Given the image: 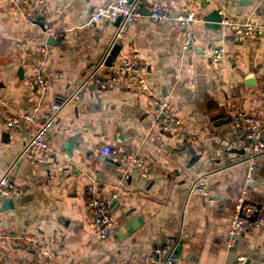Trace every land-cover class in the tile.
<instances>
[{"label": "crops", "instance_id": "obj_1", "mask_svg": "<svg viewBox=\"0 0 264 264\" xmlns=\"http://www.w3.org/2000/svg\"><path fill=\"white\" fill-rule=\"evenodd\" d=\"M45 1L48 13L30 20L27 3L0 0V178L10 170L21 190L0 200V264H146L170 236L180 238L181 264H237L241 256L244 264H264V228L228 246L247 163L232 121H221L243 111L264 127V35L235 41L207 21L219 10L222 18L264 27V0H142L144 13L155 2L173 16L194 11L200 21L191 24V48H183L181 23L155 24L143 14L127 28L115 62L140 61L146 89L127 75L113 90L87 81L56 122L52 162L23 153L36 123L8 121L26 113L41 118L52 104L63 103L99 65L116 24L93 20L114 0ZM219 46L226 53L214 67L207 52ZM38 72L47 75L45 90L33 83ZM158 99L178 113V130H161ZM104 145L136 151L149 172L112 163L101 153ZM203 176L208 195L193 189ZM89 187L102 199L119 194L112 214L119 234L99 238L86 210ZM249 198L264 217V154ZM14 235L43 240L47 254L34 243L15 248Z\"/></svg>", "mask_w": 264, "mask_h": 264}, {"label": "built area", "instance_id": "obj_2", "mask_svg": "<svg viewBox=\"0 0 264 264\" xmlns=\"http://www.w3.org/2000/svg\"><path fill=\"white\" fill-rule=\"evenodd\" d=\"M14 2L28 4L25 16L30 20L43 17L48 13L45 0H14ZM141 3L142 0H114L104 6H100L93 15V20L95 22L106 20L114 23L116 24V30L99 65L63 103L52 104L41 118H37L32 113H26L14 116L8 121L9 126L21 123L24 120L37 125V130L25 144L23 153H39L47 157L50 162L55 160L52 155L50 136L65 105L73 98H80V90L87 81L91 80L96 87L113 90L121 83V76L127 75L136 77L142 89H146L147 86L142 77L144 67L140 61L124 58L120 63H108V58L114 46L120 43L127 28L143 16ZM149 17L155 24H163L169 20L181 23L185 28L183 48L184 50L191 48L194 41L191 24L200 21L194 11L190 10L173 16L163 3L155 2L150 8ZM221 27L235 41L244 38H259L264 35V27L252 21L242 22L223 17ZM41 49L45 52L44 48ZM225 53L223 46L208 50L207 54L211 65L214 67L221 66ZM33 83L42 90H45L49 85L47 75L44 72H38L34 76ZM156 107L158 110V123L164 133H171L180 128L182 120L169 101L158 99L156 100ZM232 123L242 143L247 172L245 186L234 204L228 231V246L230 247L237 244L240 235L255 229L264 228V217L261 215L260 208L249 198L250 186L255 178L258 158L264 154V127L259 118L250 116L243 111H238L232 116ZM194 142L195 140L192 139V145H194ZM101 153L114 164H123L129 169L141 173L149 172L144 159L136 151H127L104 145L101 148ZM207 181L208 179L205 176L198 178L193 185V189L208 195ZM20 194L21 190L14 185L10 170L7 171L0 178V200L16 197ZM119 197V194L115 192L110 198L102 199L96 194L93 187L88 189L85 198L87 214L101 239L121 232L120 227L116 226L112 215L114 204L119 200ZM30 243H34L36 248L44 255L47 254V248L43 240H38L28 235L12 236V244L15 248H25ZM179 243L180 238L177 236L166 238L161 245L155 247L149 253L146 264H181L176 256ZM245 260L246 257L241 256L238 258L237 264H244Z\"/></svg>", "mask_w": 264, "mask_h": 264}, {"label": "water", "instance_id": "obj_3", "mask_svg": "<svg viewBox=\"0 0 264 264\" xmlns=\"http://www.w3.org/2000/svg\"><path fill=\"white\" fill-rule=\"evenodd\" d=\"M145 1V0H144ZM141 11L143 14H150V10L147 9V13H144V8L141 7ZM221 20H222V16L220 14V11L219 10H215L213 11L208 17H207V21L210 24V27L212 28H221ZM213 23V24H212ZM121 51V45L119 44H116L108 58V63H112V62H115L118 54L120 53ZM250 77H252V74L250 75ZM221 121H224V122H227V121H232V118L229 119V120H221ZM223 122V123H224ZM74 138L71 139V144H70V147H69V152H71L72 150V142H73ZM74 148V146H73ZM116 205L114 204V207ZM113 207V208H114ZM181 251H182V244L180 243L177 247V253H176V256L179 258L180 254H181Z\"/></svg>", "mask_w": 264, "mask_h": 264}]
</instances>
